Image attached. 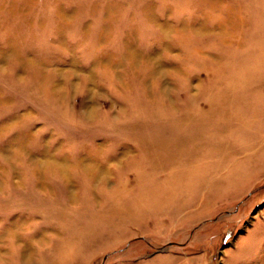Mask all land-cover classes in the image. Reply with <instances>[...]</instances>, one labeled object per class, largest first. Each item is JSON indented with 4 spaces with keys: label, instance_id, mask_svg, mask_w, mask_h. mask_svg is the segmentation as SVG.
Returning a JSON list of instances; mask_svg holds the SVG:
<instances>
[{
    "label": "rangeland",
    "instance_id": "obj_1",
    "mask_svg": "<svg viewBox=\"0 0 264 264\" xmlns=\"http://www.w3.org/2000/svg\"><path fill=\"white\" fill-rule=\"evenodd\" d=\"M0 264H264V0H0Z\"/></svg>",
    "mask_w": 264,
    "mask_h": 264
},
{
    "label": "crops",
    "instance_id": "obj_2",
    "mask_svg": "<svg viewBox=\"0 0 264 264\" xmlns=\"http://www.w3.org/2000/svg\"><path fill=\"white\" fill-rule=\"evenodd\" d=\"M53 191V190H52Z\"/></svg>",
    "mask_w": 264,
    "mask_h": 264
}]
</instances>
